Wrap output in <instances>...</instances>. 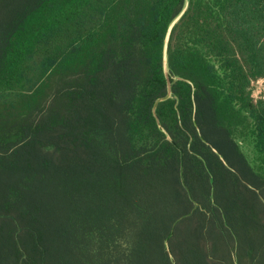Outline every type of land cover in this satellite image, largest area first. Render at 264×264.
I'll use <instances>...</instances> for the list:
<instances>
[{"label": "trees", "instance_id": "obj_1", "mask_svg": "<svg viewBox=\"0 0 264 264\" xmlns=\"http://www.w3.org/2000/svg\"><path fill=\"white\" fill-rule=\"evenodd\" d=\"M262 79L264 0H0V264H264Z\"/></svg>", "mask_w": 264, "mask_h": 264}, {"label": "water", "instance_id": "obj_2", "mask_svg": "<svg viewBox=\"0 0 264 264\" xmlns=\"http://www.w3.org/2000/svg\"><path fill=\"white\" fill-rule=\"evenodd\" d=\"M185 11H186V7L183 10L182 14L171 24V26L169 27V30L167 32V36H166L165 49H164V71H165V76H166V79H167V93H166V95L164 97H161V98L157 99L156 102H155V104H154V106H153V113L156 116V119H157V122H158L159 125H160V121H159V118L157 117V114H156L157 107H158V105H159L160 102L165 101V100H167V99H169V98L172 97V83H171V80H170V76H169V72H168V67H167L168 43H169V39H170L172 30H173L175 24L178 22V20L181 18V16L184 14ZM181 179H182L183 184L186 187V184H185V181H184V160H183V152H182V161H181ZM187 190L189 192V189L188 188H187Z\"/></svg>", "mask_w": 264, "mask_h": 264}, {"label": "rangeland", "instance_id": "obj_3", "mask_svg": "<svg viewBox=\"0 0 264 264\" xmlns=\"http://www.w3.org/2000/svg\"><path fill=\"white\" fill-rule=\"evenodd\" d=\"M253 95L256 99L264 97V80H258L253 85Z\"/></svg>", "mask_w": 264, "mask_h": 264}]
</instances>
